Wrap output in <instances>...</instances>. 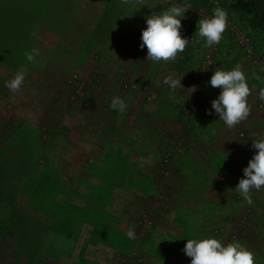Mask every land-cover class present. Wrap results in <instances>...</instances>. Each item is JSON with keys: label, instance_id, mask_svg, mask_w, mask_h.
<instances>
[{"label": "trees", "instance_id": "obj_1", "mask_svg": "<svg viewBox=\"0 0 264 264\" xmlns=\"http://www.w3.org/2000/svg\"><path fill=\"white\" fill-rule=\"evenodd\" d=\"M37 1L38 3L33 2L29 6L30 10L28 9V11L19 7L13 11L12 7L8 5V0H0V85L4 86L7 82L5 74H11L14 77L20 68H25L27 72L31 71L32 68H43L44 61L39 60V56L36 57L38 59L36 63H29L25 58L26 52L36 49L35 32L39 22L43 19L45 11L43 8L45 9L50 0ZM177 1L181 4L191 5L195 11L194 19L187 18L184 21V28L189 30L188 38L193 37V41L188 49L180 54L184 60L182 64L192 71L194 77L200 78L202 75L205 51L208 49L203 46L196 33L198 21L203 19L199 15L201 9L211 15L212 10L217 6L226 9L228 19L240 29L245 37L250 39L256 53L264 57V0ZM164 8L167 9L168 4ZM108 36L96 32L86 38L83 37L81 46L71 65L76 70H80L90 58H98L107 43ZM194 44L197 45L196 48L192 47ZM55 50L53 49L47 60L51 64L57 61ZM244 57H246L245 49L235 37L225 33L217 45L214 60L208 67L207 78L202 90L210 89L207 82L216 70H231ZM216 62H220L219 69H215ZM251 65L257 68V66ZM76 75L70 76L71 83L77 80ZM27 84L28 82L25 81L23 85ZM125 88L128 89V87ZM106 100L107 98L104 103L111 109V103L109 104ZM162 106L161 102L157 107L160 110ZM178 109L180 110L179 113H176L178 122L187 123L191 119L189 114L187 115L189 107L180 105ZM117 114L118 112L111 109L109 116L111 119H115ZM60 130L61 128L55 129V126L43 130L25 121L18 126L7 122L1 132L0 238H4L8 234L14 236L16 256L20 259L19 261L15 260V262L22 264H41L40 262H43L42 264H75L70 261H72L73 251L77 247L76 244L80 242L79 239L83 234L82 229L86 225L91 232L79 244L80 248L76 257L77 264H97L85 258V253L89 246L97 247L99 244L103 246L102 248L106 253L108 252L107 256L109 251L118 256L128 257L137 251L138 254H142L141 251H148V254L150 253L154 259L156 258L164 264H181V262L182 264H190L189 259L175 258L173 250V252L167 251L166 254L162 251L159 253L148 240L143 242L145 246L136 245L135 240H132L130 245H127V242L122 243L123 236L120 237L116 228L119 218L112 214L114 205L112 194L116 187L125 189L127 193L134 190L150 193L153 191L152 187L156 181L162 185L168 180L169 167L173 162L165 161L167 155L176 158L181 156L185 150L177 153V143L172 151L165 154L164 157L153 155L155 159L157 158L158 164L156 163L157 166L153 171L155 173H152L154 174L152 176L145 169L140 171L137 163H135L136 165L132 163L131 154L137 146L132 137L126 141V145L102 137L109 145L108 148L103 149L104 153L98 157L96 163H89L83 167L85 173L91 176L92 181L82 176H77L71 181L64 177L58 164L50 159V154L43 146L45 142H50L46 139V135L54 138ZM104 130L106 131L105 134L110 136H116L120 139L127 137L116 132L110 126ZM141 146L145 148L141 147V149L147 153L148 145ZM218 163L213 165V170L222 168L220 165L222 162ZM107 165H115L117 168L126 167V170L123 174L118 172V169L116 174L115 170H110L112 177L108 178ZM129 165L136 167L133 171H129ZM157 192L154 191L153 196ZM239 200L243 202L241 199ZM252 201L251 205L248 204L249 213L246 214L247 220L244 223L255 236L260 237L261 241L264 242V187L257 193H252ZM145 217H148L147 213L137 219L138 224ZM178 220V224L183 227L185 232L180 244L184 248L188 238L197 237H193L189 233L192 230L189 229L187 219ZM234 241L243 243L240 236L232 239L231 243ZM147 242L149 246H147ZM252 252L254 253L255 264H264V247ZM39 259L41 261H38ZM108 263L111 264V262ZM135 264H141V262L136 260Z\"/></svg>", "mask_w": 264, "mask_h": 264}, {"label": "crops", "instance_id": "obj_2", "mask_svg": "<svg viewBox=\"0 0 264 264\" xmlns=\"http://www.w3.org/2000/svg\"><path fill=\"white\" fill-rule=\"evenodd\" d=\"M166 4H168V8L173 5H185L177 0L176 4L162 2L161 0H128L127 4L123 3L122 0H50V4L47 3L43 14L51 12L55 18L59 19L58 22L54 23V26H57L60 30L66 26L70 30L73 28V32L83 35L82 37L85 38L96 32L109 35L107 43L97 59L102 58L104 60L106 57L108 58L107 53H109V50L113 49V47H119L121 43L125 42L127 45L131 43L132 46L136 43V47L134 46L133 48L137 55L129 63L133 66L131 71L135 75L138 66H140V61L142 59L145 60L147 56L146 47L144 49L140 48L142 30L147 26L146 18L165 10ZM190 9L193 11L192 7ZM81 13H83L82 16L79 15ZM194 15L189 10L186 11L185 17L182 19V37L188 38L189 35V30L184 28V21L187 18L194 19ZM188 40L190 43L185 50L191 45L193 37L188 38ZM192 47L196 48L197 45L194 44ZM180 54L178 53L175 61L154 64L147 60L146 76L132 77L136 84L133 87V91L121 94L122 99L124 97L129 98V100L124 99L128 105L127 110L124 113H118L116 118L113 119V122H119L121 127L127 128L125 116L131 107L135 109V105H132V98H135L134 101L136 103V97L134 96L137 95V90L142 89L141 87L143 86L141 85H144V83H149L150 87L142 100H140V104L137 103L139 110L136 115L138 118L133 120L131 126L128 125L129 128L127 129L129 130L127 133H125L126 130L124 131L120 127L115 129L107 122L101 127V133L98 135L103 144L100 145V153L96 158V162L98 157L104 153L103 149H107L109 146L102 137L110 138L113 142H120V138L105 134L106 131L104 129L110 126L116 132H120L127 137L130 136V138L132 137L133 142L137 144L135 151L131 154V158L138 162L143 160H147L149 163L151 161L154 162L145 168V171L147 170L148 174L152 176H154L152 173H155L153 171L158 164L157 158L155 159L153 155L157 157L159 151V155L164 157L166 153L172 151L180 138L184 137L186 140L184 153H181L182 155L179 157L174 158L171 156L170 158L173 163L169 167L170 175L166 183L161 185L160 182L156 181L152 187L153 191L150 193H143L140 190L127 193L121 187L114 189L112 195L115 206L113 205V212H111L119 218L116 227L117 232L120 237L123 236L122 243L127 242V245H130L132 240L127 238L126 233L132 227L135 228L136 232V238L134 239L137 242L135 243L136 245L145 246L143 242L147 240L152 245H155L154 240H156V237L158 239L161 238L163 242L165 237L170 239L175 237L178 240H182L185 232L183 227L178 224V219H187V216L190 219L199 207L198 204L203 206L205 203H216L217 208L215 211L213 209L210 210L211 214L202 213V216L197 218L203 219V221L197 224L196 230L189 232L193 237L196 235L200 236L197 238L215 237L222 241V239L226 238L229 227L232 224L234 225V222L243 215V222H245L247 220L246 214L249 213L247 201L241 202L238 198H235L233 192L230 195V191H227L229 189L226 190V188L238 185L239 179L243 178V169L257 151L250 149L253 140H258L257 136L264 135V101L259 98V90L264 85L254 79L248 80L251 94L247 98V102L251 108V113L247 119L232 128H228L219 120L218 114H215L214 109L211 108V101L218 97L220 89L210 86L209 90H202L203 87L201 88L198 83L199 77H194L192 71L182 64L184 60L180 57ZM93 58H90L87 62L93 60ZM106 63L110 65L111 61L108 59ZM106 63L105 65H107ZM237 64L241 65V69L246 76H250L255 72L264 77V71L252 67L246 57L242 58ZM219 65L220 62H216L215 69H219ZM162 68L165 69L163 72ZM168 75H174L175 78L181 79L182 88L172 91L167 85H164L163 79ZM140 78L142 79L140 80ZM253 85H255V88L252 87ZM205 92L206 95H204ZM197 93L200 94L199 97L196 96ZM161 102L163 106L159 110L157 106ZM180 105L189 107L187 115L189 114L188 116L191 119L187 123L178 122L176 113H179L180 110L178 108ZM209 111L212 112L211 115ZM205 126H211V129L206 130L203 128ZM235 142H244L248 146L241 147L239 151H232L230 146L231 143ZM141 145H148L147 153L141 149L143 147ZM218 154L220 156L224 155L223 158L225 159L221 161L219 158L217 159L216 156ZM234 158L239 160V163L236 160L233 162ZM216 160L222 162L220 164L222 168L213 170L212 163H215ZM189 163H195V166H197L196 163H199V171L192 170ZM83 167V175H78V177L82 176L92 181L91 176H87ZM197 174L202 177L200 179L203 184L202 194L199 196L195 195L193 199H189L185 194V189L194 183V179H197ZM159 187L163 189L161 193H159ZM154 191L158 192L153 196ZM199 191H201V188ZM124 194L126 196H123ZM196 197L198 198L196 199ZM188 203H191V205L188 206ZM141 211H147L148 218L153 223V228L138 224L137 219H139L138 215ZM174 216L176 222L172 220ZM199 225L202 227L201 229L198 228ZM82 231L83 234H81L79 241H84L91 232L86 225H84ZM98 246L101 249L95 248L96 252L90 250L91 246H89L85 253V258L88 259L87 254L89 251L95 257L98 254L99 258L102 257L100 251L103 256L107 254L102 245L99 244ZM164 250L162 251L164 254L172 250L177 252L174 246L166 247ZM137 252H135V257L133 255L129 257L118 256L113 252L110 257V259H113L111 264H135L136 260L139 261L136 258L138 256L145 259L148 264H156L154 261L160 262L156 258L154 259L150 253L148 254V251H141L143 255ZM180 252L184 253L183 247L180 248Z\"/></svg>", "mask_w": 264, "mask_h": 264}, {"label": "rangeland", "instance_id": "obj_3", "mask_svg": "<svg viewBox=\"0 0 264 264\" xmlns=\"http://www.w3.org/2000/svg\"><path fill=\"white\" fill-rule=\"evenodd\" d=\"M33 2L38 3L37 0H8V5L12 7L13 11L17 10L18 7L28 11L29 6L32 5ZM48 4H50V1ZM45 9L43 8V11ZM79 15L82 16L83 13ZM58 20L59 19H57V17L55 18L51 12L45 13L35 32V37L37 39L36 49L39 50L38 59H41L42 62L44 61L42 64L43 68H32L31 71L27 72L25 81L28 82V84L22 85L16 92L10 91L6 87V84L4 86L0 85V135L7 122L18 126L26 121L36 127L42 128L43 130L49 129L53 126H55V129L61 128L60 132L56 133L54 138L46 135V139L50 140V142H45L43 146L46 148L48 154H50V159L58 164L64 177L72 181L75 176L83 175V166L85 167V165L90 162H96V158L100 153V145L103 144L98 135L101 133V127L105 123H110L109 125L115 129L120 127L124 131L126 130L125 133H127L129 130L127 128L131 126L133 120L138 118L136 115V112L139 110L138 104H140V100L145 96L150 85L149 83H144V85H141L143 86L141 87L142 89L137 90V95L134 96L136 97V103L134 101L135 98H132V105H135V109H132L131 107L130 110L127 111V115L125 116L127 128L125 129L124 127H121L119 122H113V119L109 116L111 109L106 103H104L105 99L107 98L106 101L110 104L114 97L118 96L121 98L122 93L133 91V87L136 86V84L132 77L146 76L145 74L147 73L148 67L147 60L142 59L140 61V66H138V70L134 75L131 71L133 70V66L129 63H131L137 55L133 48L134 46L136 47V43L132 46L131 43L127 45L124 42L121 43L119 47H113V49L109 50V53H107L108 58L106 57L107 60L94 57L93 60L87 62L82 69L76 70L71 64L81 46L83 35L76 34V32H73V28L70 30L67 26L64 27L65 29L63 28L60 30L57 26H54V23L58 22ZM53 49H56L54 52L57 61L51 64L47 60ZM57 54L59 55L57 56ZM38 59H36V61ZM108 59L111 61L110 65L106 63ZM105 63L107 65H105ZM163 68L162 72L165 70ZM72 74H77V80L73 83H71V80L69 79ZM5 76L7 77V81L14 78L11 74H5ZM141 79L142 78H140V80ZM199 82L200 81H198V83ZM71 85H74L75 87ZM125 87H128V89ZM123 99L129 100V98L125 97ZM200 100L201 98L198 101L200 102ZM203 128L210 130L211 126H205ZM257 138L258 140H264V135L257 136ZM129 139L130 136L121 138L120 143L126 145L124 142ZM181 142L183 143L182 149L184 150L186 144L184 137ZM243 146L247 147L248 145L244 142H235L231 143L230 148L232 151H239ZM250 149L255 150L252 148V145ZM157 154L159 155V151ZM223 157L224 155L220 156V154L216 156L220 161L225 159ZM131 159L134 165L137 163L140 167V171L147 168V164L152 165L154 163L153 161L149 163L147 160H143L138 164V161H135L133 158ZM235 160L239 163V160L236 158L233 159V162ZM218 161L219 160H216L212 165L217 164ZM134 165H129V171H133L134 167H136ZM196 165L197 166H195V163H189L192 170L199 171L200 164L196 163ZM107 169L109 170L107 176L108 178H111L112 171L110 172V170H115L116 174V170L118 169V172L123 174L126 167L117 168L115 165H107ZM200 179H202V177L197 174V179H194V183L191 186L189 185L186 187L185 194L188 196L187 198L193 199V196H199L202 194L203 184L200 182ZM200 188L201 191H199ZM235 188L236 187L231 186L226 188V190L229 189L227 191H230V195L232 194L231 192H233L235 198L244 201L241 196H238L239 193L235 191ZM158 190L159 193H161L163 189L162 187H159ZM123 196H126V194ZM123 196H121V198H123ZM121 198L120 200H122ZM197 198L198 197H196V199ZM190 205L191 203H188V206ZM198 205L199 207L196 209L195 213L192 214V217L190 219H188V216L186 217L189 222V229L192 231L196 230L197 224L203 221V219H197L199 216H202V213L211 214L210 210L213 209V211H215L217 208L216 203H205L203 206L200 204ZM146 213L147 211H141L138 217H142ZM172 220L173 222H176L175 216ZM243 221L244 215L238 218L234 222V225L232 224L229 227L227 230V236L222 239V242L225 244L231 243L232 239L240 236V239L243 242L241 244L251 251H256L257 249L264 247V242L261 241V238L255 236L249 227L245 226ZM152 224L151 221L150 228H153ZM198 228L201 229L202 227L199 225ZM195 237L200 236L196 235ZM13 238L14 236L12 234L0 238V264H22L15 262V260L19 261L20 259L16 256ZM176 239L177 238L175 237L172 239L165 237L163 242L161 238L158 239L156 237V240H154V243H156L154 245L156 251L161 253V251H165L164 249L166 247L169 248L174 246L177 251H174L175 258L180 260L185 258L191 261L190 257L180 252V248H182L180 244L182 241ZM81 242L82 241H80L79 244H81ZM79 244H76L77 247L74 249L72 261H70L75 264H77L76 257L80 248ZM147 246H149V243ZM95 248H98L99 250L101 249L99 246L95 247L92 245L90 250L95 251ZM109 254L108 256L107 254L103 256L100 251L102 257L99 258L98 254H96L95 257L91 254V251H89L87 257L89 261L91 260L97 264H109L108 262H113V259H110L112 256L110 251ZM135 255L136 254L134 253L133 256L135 257ZM136 258L141 264H148L145 262V259H142L139 256ZM38 261L41 260L39 259ZM154 262H156V264H164L163 262ZM40 263L42 264L43 262Z\"/></svg>", "mask_w": 264, "mask_h": 264}, {"label": "clouds", "instance_id": "obj_4", "mask_svg": "<svg viewBox=\"0 0 264 264\" xmlns=\"http://www.w3.org/2000/svg\"><path fill=\"white\" fill-rule=\"evenodd\" d=\"M127 4L128 0H122ZM191 5H173L159 14L146 18V28L142 30L140 48L147 49L146 60L154 64L175 61L178 53H183L189 45L187 37H182V19ZM228 24V12L219 6L212 10L210 17L198 21L197 35L205 48L218 44ZM38 49L25 53L29 63H36ZM27 70L20 68L14 78L6 82V87L18 91L24 84ZM254 79L264 85V77L253 72L246 76L241 65L237 64L231 70H216L207 82L213 88H219L218 97L211 101V108L218 114L219 120L228 128H232L248 118L251 108L247 98L251 94L248 80ZM163 84L172 91L182 88L181 79L174 75L164 77ZM255 88V85L252 86ZM259 98L264 101V87L259 90ZM113 111L124 113L127 103L120 97H114L110 105ZM211 115L212 112L209 111ZM252 148L257 150L243 169V178L239 180L235 191L249 205L253 203L252 193L264 187V140H253ZM129 240L136 238L135 228H129L126 233ZM177 240V239H176ZM186 256L191 258L190 264H255L254 253L240 242L223 243L215 237L188 238L183 248Z\"/></svg>", "mask_w": 264, "mask_h": 264}, {"label": "built area", "instance_id": "obj_5", "mask_svg": "<svg viewBox=\"0 0 264 264\" xmlns=\"http://www.w3.org/2000/svg\"><path fill=\"white\" fill-rule=\"evenodd\" d=\"M162 2H168V3H172V4H176V0H161ZM191 14L194 13L191 9H188ZM199 15L201 18H207L210 17L211 14H209L208 12H206L204 9H201L199 12ZM225 33L227 35L233 36L235 37V39L238 41V43L243 47V49H245L246 51V59L248 60V62H250L251 64L257 66L258 69L263 70L264 71V57L259 56L256 51H255V47L254 45L251 43L250 39L248 37H245L240 29L235 26L229 19H228V24L225 30ZM225 33H223V35H225ZM217 45H214L210 48H208L205 51V63L202 69V75L199 78V85L202 88L204 85V81L207 78V71H208V67L212 64L214 57H215V53L217 51ZM196 96H200L199 93L196 94ZM182 139L179 140L178 142V148L176 149L177 153H180L181 151H183V143L181 142ZM170 160V155H167V157L165 158V161ZM141 225L143 226H148L150 227L151 225V220H149L148 217H145L143 219L142 222H140Z\"/></svg>", "mask_w": 264, "mask_h": 264}]
</instances>
